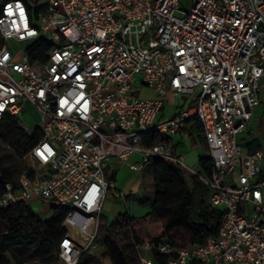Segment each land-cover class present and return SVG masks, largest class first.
<instances>
[{
	"label": "built area",
	"instance_id": "1",
	"mask_svg": "<svg viewBox=\"0 0 264 264\" xmlns=\"http://www.w3.org/2000/svg\"><path fill=\"white\" fill-rule=\"evenodd\" d=\"M38 40L50 45L45 61L31 59ZM262 77L264 0H0V121L41 134L0 208H67L59 261L97 257L104 202L123 198L109 167L137 153L138 168L160 158L195 175L221 211L217 235L201 244H134L139 264H159L156 254H174L165 264H264V150L237 141L260 105ZM169 96L183 105L161 121ZM25 106L39 117L32 130L20 119ZM190 120L208 146L207 176L169 142L147 140Z\"/></svg>",
	"mask_w": 264,
	"mask_h": 264
},
{
	"label": "trees",
	"instance_id": "2",
	"mask_svg": "<svg viewBox=\"0 0 264 264\" xmlns=\"http://www.w3.org/2000/svg\"><path fill=\"white\" fill-rule=\"evenodd\" d=\"M26 1V0H23ZM40 46L31 56L32 61H45L50 45L38 40ZM0 135L9 148V166L0 165V196L5 193V185L16 186L18 177L28 169L25 156L27 152L41 139L38 129L29 135L12 117L0 121ZM194 144V133H198V142L205 153L208 146L201 135L198 121L190 120L180 130ZM149 143L162 141L171 142V138L160 134H152L147 139ZM19 160V164H16ZM148 163L154 165V200L150 211L140 217H128L120 223H106L104 230L107 237L112 229L119 230L121 226L131 237L132 246L144 241L157 242L166 239L170 246L177 249L203 243L208 237L216 236L221 224L220 209L212 207L208 202V188L193 174L183 171L160 158H153ZM11 164L13 166L11 167ZM197 165L200 175L207 176L213 169L209 156L198 157ZM49 212L47 218H41L23 203L12 204L0 208V260L3 258L10 264H20L15 252L27 261L36 262L58 257V243L65 236L63 221L67 208L45 206ZM101 225V224H100ZM104 231V232H105ZM104 248L112 264H130L117 243L113 240H97ZM135 252V250H134ZM136 254V253H135ZM170 255H154L159 264L173 257ZM137 257V256H136ZM106 264L109 261L106 260ZM78 264H99L92 255L85 254Z\"/></svg>",
	"mask_w": 264,
	"mask_h": 264
},
{
	"label": "rangeland",
	"instance_id": "3",
	"mask_svg": "<svg viewBox=\"0 0 264 264\" xmlns=\"http://www.w3.org/2000/svg\"><path fill=\"white\" fill-rule=\"evenodd\" d=\"M9 47L11 48H18V46L16 44H13L11 42H8ZM20 47V46H19ZM11 48V49H12ZM145 93V92H144ZM146 94V93H145ZM145 97V96H143ZM183 105V100L181 98V96H178L176 98H172V97H168L167 98V103L164 107V110L162 112V114L159 116V120L163 121V120H168L170 119L175 113L178 112V110L181 108V106ZM264 115V114H262ZM20 119L23 122V124H25L28 128H30L31 130L34 129L38 122H39V117L38 114L35 112V110L33 108H31L30 106H25L22 114L20 115ZM1 130V127H0ZM246 134L244 135H239L238 136V144L240 146H242L243 148V144L245 143V139L243 140V137H245ZM173 140L175 143H179V148L178 151L179 153L182 154L183 158H184V163L187 167L188 170H192L195 172H199L198 169V165H197V159L198 157H203V156H210L209 152L205 153L202 145L197 141V139L195 140L196 145H194L192 143V141L189 139V137L187 136H179V135H173ZM9 148L7 146V144L5 143V141L2 139V135H0V165L1 166H9L10 162H9ZM134 155H137V153H135ZM16 164H19V160H16ZM13 166V164H11V167ZM140 196L142 195V193L139 194ZM138 196V197H140ZM30 209L37 215H39L41 218H47L50 214L49 212L46 211V207L45 206H40L38 204H33L30 206ZM150 211V209L148 208H138L136 210V207H134V205H124L123 203H114L111 199L107 198L104 204V218L105 221L108 224L111 223H120L121 221L118 218V214H126V216L128 217V213H131V215H146L148 212ZM116 227L119 228L118 231H116L114 228L112 229V234L107 237V233L104 230V224L101 223L100 225V231L98 234V239L99 240H106L107 244H109V242L111 240L115 241L117 243V245L119 247H121V249L123 250V252L125 253L128 262L130 264H139L136 254L134 252L133 246H132V239L129 236V234L119 225H117ZM105 231V232H104ZM96 254L97 257H95L96 259L99 260V264H101L104 260L109 259V257L107 256V253H105L104 248L99 246L98 243V248L96 250ZM16 257L19 259L20 264H62L59 261L58 257H53L50 259H46V260H40V261H36V262H30L27 261L23 256L21 257L20 252H15ZM110 261V259H109ZM111 262V261H110ZM0 264H10L8 261H6L5 259H1L0 260Z\"/></svg>",
	"mask_w": 264,
	"mask_h": 264
},
{
	"label": "crops",
	"instance_id": "4",
	"mask_svg": "<svg viewBox=\"0 0 264 264\" xmlns=\"http://www.w3.org/2000/svg\"><path fill=\"white\" fill-rule=\"evenodd\" d=\"M147 96H153V92L150 90H145ZM260 105L256 108L254 116L250 123L248 124L247 129L242 132L241 135L246 134L243 137L245 143L243 144L242 150L244 152H254L257 150H264V77L261 78V87L259 92ZM182 107V106H181ZM181 136H186L176 134ZM238 135V136H239ZM171 138L170 144L178 153L179 143H175L173 137ZM196 140L197 138L194 137ZM194 140V145L196 142ZM198 141V139H197ZM238 141V137H237ZM181 154V153H180ZM140 161L138 155H133L129 161L120 163L117 161L111 162L107 173V179L113 184L114 188L123 194L122 199H115L112 195H109L107 198L111 199L114 203H123L124 205H134L136 210L139 208H148L154 200L155 194V184H154V165L153 163H146L141 168L136 166V163ZM142 193L140 196L139 194ZM140 196V197H138ZM106 198V199H107ZM106 201V200H105ZM105 204V202H104ZM104 205L101 215V223L104 225L107 223L104 218ZM128 217H140L143 215H131L128 213ZM126 214H118V218L123 220L128 218Z\"/></svg>",
	"mask_w": 264,
	"mask_h": 264
}]
</instances>
